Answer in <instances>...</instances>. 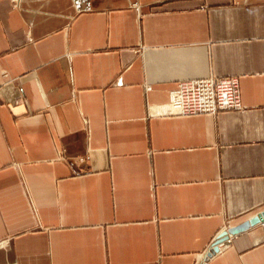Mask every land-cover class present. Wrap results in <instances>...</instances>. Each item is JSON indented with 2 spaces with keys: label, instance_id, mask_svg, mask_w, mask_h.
Masks as SVG:
<instances>
[{
  "label": "crops",
  "instance_id": "0c3cea01",
  "mask_svg": "<svg viewBox=\"0 0 264 264\" xmlns=\"http://www.w3.org/2000/svg\"><path fill=\"white\" fill-rule=\"evenodd\" d=\"M0 264H264V0H0Z\"/></svg>",
  "mask_w": 264,
  "mask_h": 264
},
{
  "label": "built area",
  "instance_id": "2783aa9c",
  "mask_svg": "<svg viewBox=\"0 0 264 264\" xmlns=\"http://www.w3.org/2000/svg\"><path fill=\"white\" fill-rule=\"evenodd\" d=\"M167 108L168 115L180 117L240 111L243 106L239 78L210 76L202 80L181 82L169 92ZM225 244L223 242L217 248L221 249Z\"/></svg>",
  "mask_w": 264,
  "mask_h": 264
},
{
  "label": "water",
  "instance_id": "95a60500",
  "mask_svg": "<svg viewBox=\"0 0 264 264\" xmlns=\"http://www.w3.org/2000/svg\"><path fill=\"white\" fill-rule=\"evenodd\" d=\"M257 222H258L257 220H252V221H250L249 223H246V224L242 225L241 227H238V228L234 229L232 232H233V233H239V232H241V231H243V230L249 228L250 226L254 225V224L257 223ZM222 239H224V238H222ZM222 239H220V240H222ZM220 240H219V241H220ZM219 241H218V242H219ZM213 250L216 251V249H213Z\"/></svg>",
  "mask_w": 264,
  "mask_h": 264
}]
</instances>
